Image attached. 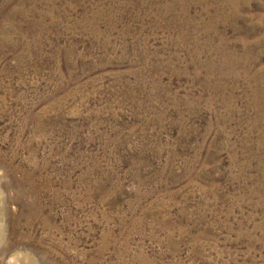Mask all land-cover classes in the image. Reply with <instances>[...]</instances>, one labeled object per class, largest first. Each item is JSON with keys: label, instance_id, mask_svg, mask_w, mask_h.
Here are the masks:
<instances>
[{"label": "rangeland", "instance_id": "374dc122", "mask_svg": "<svg viewBox=\"0 0 264 264\" xmlns=\"http://www.w3.org/2000/svg\"><path fill=\"white\" fill-rule=\"evenodd\" d=\"M258 4L0 0V264H264Z\"/></svg>", "mask_w": 264, "mask_h": 264}, {"label": "bare ground", "instance_id": "6f19581e", "mask_svg": "<svg viewBox=\"0 0 264 264\" xmlns=\"http://www.w3.org/2000/svg\"><path fill=\"white\" fill-rule=\"evenodd\" d=\"M264 0H221L222 2V6L225 10H227L228 12H234L238 13V11H242V10H249L253 5H257V7H259L260 5L258 4V2H261ZM262 7H264V4L262 5ZM264 9V8H262ZM259 25H263L264 26V16H262L261 20L258 22ZM257 44H264V35H262L261 37L257 38L256 41ZM253 67V66H252ZM249 71V70H248ZM260 93L264 92V87H261L259 89ZM264 121V120H263ZM18 187V186H17ZM24 188V187H23ZM21 189V188H20ZM32 212V211H31ZM28 213L27 215L29 217L32 216V213ZM2 238V237H1ZM1 239H0V243H1ZM16 260V259H15ZM18 260V259H17ZM16 262V261H15ZM14 263V262H13ZM17 263V262H16ZM33 264V263H31Z\"/></svg>", "mask_w": 264, "mask_h": 264}]
</instances>
